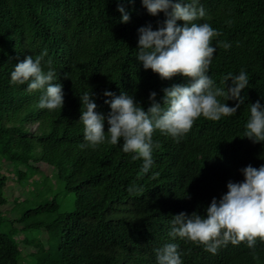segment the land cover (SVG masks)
Listing matches in <instances>:
<instances>
[{
  "label": "trees",
  "instance_id": "obj_1",
  "mask_svg": "<svg viewBox=\"0 0 264 264\" xmlns=\"http://www.w3.org/2000/svg\"><path fill=\"white\" fill-rule=\"evenodd\" d=\"M200 3L207 15L197 22H208L222 33L213 40L216 52L208 74L220 86L227 73L238 75L244 69L250 81L241 92L245 102L220 121L198 118L178 142L156 131L153 140L160 147L153 151L149 172L142 173V160L123 152V141L80 147L86 143L80 97L92 91L97 111L106 114L110 107L104 101L109 98L103 93L123 91L146 110L151 92L162 103L163 89L190 83L180 75L161 79L136 58L138 29L151 24L156 30L166 19L164 13L152 16L135 0L123 5L130 21L122 23L117 0H0V160L22 167L19 182L30 172L37 177L41 165L52 169L64 191L74 196L70 212L23 228H45L54 244L40 256L28 252L27 264H157L155 250L167 243L179 246L183 264H264L259 239L254 250L246 242L229 243L212 254L201 244L169 235L172 216L193 211L205 215L212 198L227 192L229 180L243 181L240 169L264 165V143L244 137L250 104L264 105V0ZM44 52L45 70L50 60L56 82L63 85L62 110L38 107L43 89L29 92L26 84L11 83L15 63ZM107 127L105 122V131ZM4 182L1 178L0 208L9 204ZM132 186L144 191L130 193ZM53 213H59V205L51 200L10 223ZM1 214L0 264H21L20 242L2 231Z\"/></svg>",
  "mask_w": 264,
  "mask_h": 264
},
{
  "label": "clouds",
  "instance_id": "obj_2",
  "mask_svg": "<svg viewBox=\"0 0 264 264\" xmlns=\"http://www.w3.org/2000/svg\"><path fill=\"white\" fill-rule=\"evenodd\" d=\"M152 16L164 13L166 19L156 29L152 25L138 29L137 60L145 70L151 69L161 79H172L180 75L189 79L187 85L175 84L163 89L162 103L158 102L155 91L149 94L150 106L145 108L136 101L134 95L121 92L116 95L105 91L104 102L110 111H97L95 93L85 92L81 97L83 136L86 143L80 147L95 149L105 142L117 145L121 141L122 150L131 153L133 160H142V173L152 167L153 151L160 144L154 142L156 131L174 140L187 134L195 121L203 117L210 121H220L222 117L233 116L245 102L241 92L249 85V76L244 69L238 75L229 72L217 86L208 74L216 46L213 40L221 32L208 22L198 23L207 13L200 0H141ZM134 4L135 0H117V11L121 22L130 21V13L123 6ZM180 22V23H178ZM231 23V21H227ZM224 49L231 44L220 42ZM46 52L35 56L27 55L15 63L11 72V83L27 85L29 92L43 89L38 103L40 109L62 110L64 91L52 62L47 61ZM229 81L231 86H229ZM220 98H223L221 100ZM235 100V106L226 101ZM105 122L107 131H105ZM244 137L253 143H264V105L259 101L250 104V116L245 125ZM242 182L227 183V192L219 199L213 197L206 207L205 215L193 211L190 215L181 212L172 216V238L179 237L201 244L205 250L216 254L222 246L239 245L246 242L249 249H255L257 240L264 242V165L259 168L251 164L240 169ZM130 193H142V187L132 186ZM157 264H183L179 246L167 243L155 250ZM253 258H257L255 251Z\"/></svg>",
  "mask_w": 264,
  "mask_h": 264
},
{
  "label": "rangeland",
  "instance_id": "obj_3",
  "mask_svg": "<svg viewBox=\"0 0 264 264\" xmlns=\"http://www.w3.org/2000/svg\"><path fill=\"white\" fill-rule=\"evenodd\" d=\"M35 128L36 124L31 126L32 130ZM40 169L42 173L39 172L37 177H31L33 173L30 172L23 181L19 182L17 172L22 170V167L16 163L11 164L3 159L0 160V179L5 178L3 192L9 200L7 206L0 208L1 217H3L2 231L13 235L16 241L20 242L23 258L21 264L28 263V252L35 250L40 256L48 251L50 246H54V244L51 245L53 241L49 239V233L45 228L28 230H23V228L36 223L47 224L53 221L58 214L70 212L74 207L73 194L64 191L63 184L56 181L54 171L44 170L42 165ZM51 200L59 205V213L33 215L26 217L23 222L10 223L13 219L22 217L26 211Z\"/></svg>",
  "mask_w": 264,
  "mask_h": 264
}]
</instances>
